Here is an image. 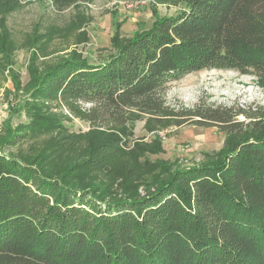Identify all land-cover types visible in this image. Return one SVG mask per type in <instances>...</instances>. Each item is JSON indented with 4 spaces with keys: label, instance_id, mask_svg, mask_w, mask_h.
I'll return each mask as SVG.
<instances>
[{
    "label": "trees",
    "instance_id": "trees-1",
    "mask_svg": "<svg viewBox=\"0 0 264 264\" xmlns=\"http://www.w3.org/2000/svg\"><path fill=\"white\" fill-rule=\"evenodd\" d=\"M58 10L75 0H50ZM185 10L126 40L106 61L52 65L37 94L94 125L157 124L174 115L227 135L222 155L166 171L125 198L80 188L74 175L0 154V264H264V106L165 105L168 84L205 69L251 73L264 86V0H175ZM81 104L90 107L82 108ZM243 116V119L239 117ZM125 141L113 139L96 152ZM104 155L84 163L97 172Z\"/></svg>",
    "mask_w": 264,
    "mask_h": 264
},
{
    "label": "rangeland",
    "instance_id": "rangeland-1",
    "mask_svg": "<svg viewBox=\"0 0 264 264\" xmlns=\"http://www.w3.org/2000/svg\"><path fill=\"white\" fill-rule=\"evenodd\" d=\"M183 10L175 0H75L61 10L50 0H0V154L59 176L67 171L80 188L108 191L107 199L142 195L146 183L154 187L166 171L218 160L227 138L218 127L192 119L176 126L169 115L161 124L141 119L127 136L124 127L91 124L58 98L34 91L55 63L78 57L101 64L126 40ZM163 99L185 119L197 106H264V86L251 73L205 69L169 83ZM117 138L125 143L96 152ZM102 155L105 168H85Z\"/></svg>",
    "mask_w": 264,
    "mask_h": 264
}]
</instances>
